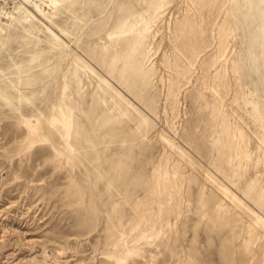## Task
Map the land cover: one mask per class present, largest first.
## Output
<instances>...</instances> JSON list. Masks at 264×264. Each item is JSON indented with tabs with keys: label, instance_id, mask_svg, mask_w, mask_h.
I'll use <instances>...</instances> for the list:
<instances>
[{
	"label": "rangeland",
	"instance_id": "rangeland-1",
	"mask_svg": "<svg viewBox=\"0 0 264 264\" xmlns=\"http://www.w3.org/2000/svg\"><path fill=\"white\" fill-rule=\"evenodd\" d=\"M9 254L264 264V0H0Z\"/></svg>",
	"mask_w": 264,
	"mask_h": 264
},
{
	"label": "bare ground",
	"instance_id": "bare-ground-1",
	"mask_svg": "<svg viewBox=\"0 0 264 264\" xmlns=\"http://www.w3.org/2000/svg\"><path fill=\"white\" fill-rule=\"evenodd\" d=\"M37 7V6H36ZM16 233V232H15ZM30 242V241H29ZM28 244V243H27ZM30 244V243H29ZM7 261H8V263H14V264H19L21 261H19L18 260V258H17V255H15V254H9L8 256H7ZM65 263V262H64ZM6 264V263H5ZM66 264H69V263H66Z\"/></svg>",
	"mask_w": 264,
	"mask_h": 264
}]
</instances>
